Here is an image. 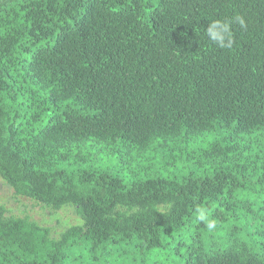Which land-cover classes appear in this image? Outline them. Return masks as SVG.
<instances>
[{"label":"trees","instance_id":"trees-1","mask_svg":"<svg viewBox=\"0 0 264 264\" xmlns=\"http://www.w3.org/2000/svg\"><path fill=\"white\" fill-rule=\"evenodd\" d=\"M194 148L207 166L143 167ZM0 177L82 221L55 239L0 207V264L151 252L186 227L221 234L179 264H264V0H0Z\"/></svg>","mask_w":264,"mask_h":264},{"label":"rangeland","instance_id":"rangeland-1","mask_svg":"<svg viewBox=\"0 0 264 264\" xmlns=\"http://www.w3.org/2000/svg\"><path fill=\"white\" fill-rule=\"evenodd\" d=\"M194 153H191L188 159L186 152H178L177 158L174 159L173 155L175 153L173 151L169 152L166 149H161L157 154H149L147 157L152 161L144 162L143 167L150 174L172 172L180 175L184 172L182 171L183 168L187 171L190 168L198 169L207 166L201 152L196 149ZM108 167L111 168V171L125 177L129 182V166L111 163ZM0 207L5 208L6 215L9 217L29 218L40 226L49 228L52 237L55 239L59 238L65 230L82 224L74 208L66 207L53 210L31 199L17 196L1 177ZM231 226L232 224H228L224 230ZM205 230V228L199 227H186L180 234L176 235L175 240L160 248L153 249L151 252H147L137 241H134L116 243L96 254L93 252L85 254L84 259L88 264H179L182 258L181 255H187L189 249L192 248L193 236L196 232L205 233H203L205 235L203 244L207 245L213 244L211 237H217L221 234V231L217 233L215 230H210L206 233Z\"/></svg>","mask_w":264,"mask_h":264},{"label":"clouds","instance_id":"clouds-1","mask_svg":"<svg viewBox=\"0 0 264 264\" xmlns=\"http://www.w3.org/2000/svg\"><path fill=\"white\" fill-rule=\"evenodd\" d=\"M241 25L243 26V21L241 20L240 21ZM215 27V25H214ZM210 31V39L213 40L214 42L218 43L220 47H231V40L229 39V42L227 45L224 44V37L222 35H214V34H211V29L209 30ZM225 31H227V28H225ZM157 211H163V209H157ZM198 212H201V215H200V218L203 219L204 216H203V213L201 210L198 209Z\"/></svg>","mask_w":264,"mask_h":264}]
</instances>
